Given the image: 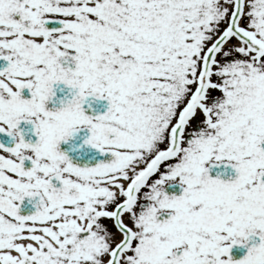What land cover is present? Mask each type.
Listing matches in <instances>:
<instances>
[{
    "label": "snow or ice",
    "instance_id": "6c2138e0",
    "mask_svg": "<svg viewBox=\"0 0 264 264\" xmlns=\"http://www.w3.org/2000/svg\"><path fill=\"white\" fill-rule=\"evenodd\" d=\"M0 133V264H264V0H0Z\"/></svg>",
    "mask_w": 264,
    "mask_h": 264
},
{
    "label": "flooded vegetation",
    "instance_id": "af4514ba",
    "mask_svg": "<svg viewBox=\"0 0 264 264\" xmlns=\"http://www.w3.org/2000/svg\"><path fill=\"white\" fill-rule=\"evenodd\" d=\"M22 94L27 96V90H21ZM55 96L53 97V101H57V98L62 97L67 92V87L60 84L55 86L54 88ZM87 103L84 105L85 110L89 111L87 104L90 103L92 105L93 110L103 111L105 106V101L100 99H92L86 98ZM48 106H52V101L48 103ZM18 127L21 128V134L23 137L28 140L31 138L32 140L35 139L34 134L31 130V124H27L23 121L20 122ZM87 135L86 129H81L77 133L73 135V137L69 138L67 142H61L59 147L61 150H64L67 154H70L71 157L78 161L81 164H94L98 159L106 157L108 154L105 153L102 157L101 154L96 150L93 149L89 145H84L82 143L83 138ZM0 143H3L5 146H11L13 143L12 137L8 136L6 133H0ZM25 165L29 166L30 162L25 161ZM217 171H221L224 178L227 177V174L231 172V169H225L224 165H220L219 168L213 167L210 170V175H215ZM165 191L169 193H177L179 192V187L176 184H165L164 185ZM34 201L35 198H28L25 197L24 200L20 202V212L21 214H27L31 211H34ZM246 251V247L243 245H233L230 249V255L233 259L240 258Z\"/></svg>",
    "mask_w": 264,
    "mask_h": 264
}]
</instances>
